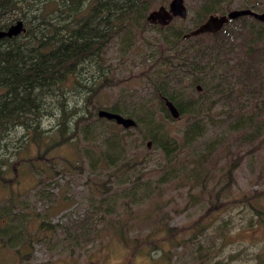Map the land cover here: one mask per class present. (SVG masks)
<instances>
[{
  "label": "rangeland",
  "instance_id": "374dc122",
  "mask_svg": "<svg viewBox=\"0 0 264 264\" xmlns=\"http://www.w3.org/2000/svg\"><path fill=\"white\" fill-rule=\"evenodd\" d=\"M167 1L154 0L147 10ZM250 3L251 0H231L229 5L240 8ZM184 4L185 18L175 17L171 22L192 28L196 0H184ZM141 29L143 32H136L133 37L132 32H121L110 39L103 48L99 68L92 61L84 63L78 83L68 80L62 93L51 97L50 112L41 117L38 127L46 137L34 143L22 135L21 129L9 135L8 149L0 151L4 176L0 179V203L10 198L14 201L16 212L12 222L20 223L21 227L25 223L33 240L27 241L23 248L18 246L19 253L15 251L17 242L11 246L1 242L0 264H251L256 251L263 247L264 223L248 224L250 212L242 203L253 190L264 193V125L256 124L264 118V113L259 110L257 116L247 118L255 111L253 103L262 96V91H234L232 96L236 99L230 100L231 106L223 94H215L211 88L203 90L200 86L196 90L193 85L186 90L176 89V99L195 98L198 94L215 101L207 118L206 133L194 143L197 151L215 136H226L232 143L230 152L220 150L225 155L217 154L210 159L206 179L198 177L196 183L186 180L177 169L181 163L191 161H187V150L167 161L151 142L148 148L143 147L148 139L141 137L144 129L157 125V130L177 137L186 115L169 119L156 110L157 99L149 73L140 74L157 57L153 36L156 32L154 27ZM240 58L244 57L235 51L231 63ZM101 81L105 82L104 86L99 85ZM93 88L95 94L91 96ZM61 97L70 108L67 114L71 124L64 121V127L70 126L66 132L74 128L76 136L54 145L51 138L56 139L59 127L56 100ZM243 98L247 101L238 110L236 104ZM96 103L100 107L118 104L128 109L133 118L145 115L141 107H148L153 126L122 127L95 119L88 111H94ZM260 105L264 108V102ZM79 116L81 121L73 122ZM235 122L245 127L235 130ZM104 127L117 131L123 142L130 144L129 148L125 147V158L116 161V169L99 159V151L105 147ZM244 130L258 136L250 142H240L238 135ZM19 137L22 143L16 141ZM86 149L91 154V163ZM238 152H242L241 157L228 178L229 186L225 188L224 184L215 195L214 190L226 177L227 158ZM131 154L143 160L123 167L122 164L130 162ZM137 171L141 176L135 179ZM109 185L111 189L103 192V186ZM188 188L196 193L195 203L187 199ZM41 221L48 222L53 229L38 231ZM195 223L197 227L205 225L197 234L201 245L196 252L197 240L189 245L188 236ZM121 232L125 233L123 237L128 244L115 237ZM132 246L136 248L133 254ZM206 248L209 249L204 253ZM198 253L202 255L197 256Z\"/></svg>",
  "mask_w": 264,
  "mask_h": 264
},
{
  "label": "trees",
  "instance_id": "16d2710c",
  "mask_svg": "<svg viewBox=\"0 0 264 264\" xmlns=\"http://www.w3.org/2000/svg\"><path fill=\"white\" fill-rule=\"evenodd\" d=\"M153 1L0 0V28L7 27L18 18L22 19L25 27L15 35L0 37V151L5 152L8 149L6 145L11 139L9 135L15 129H21L22 135H27L28 140L34 143L46 137V134L41 135L38 127L41 117L50 112L51 97L61 94L68 80L78 83L79 70L84 63L92 61L99 68L102 63L103 48L114 36L121 32H132L131 37H133L134 33L143 32L141 28L147 26L155 28L156 35L153 36L156 39L155 50L158 52L157 57L145 65V69H142L140 74L146 76L149 73L153 94L157 99L156 110L161 111L165 118L173 119L161 97L166 96L176 106L178 117L186 115V121L177 137L165 130H157V125L144 129L141 137L148 138L147 140L157 146L167 161L174 160L173 155L187 150L189 153L187 161H191L181 163V167L177 170L184 174L185 179L190 182L195 181L196 183L198 177L206 179L210 173L208 167L210 159L217 154H224L219 152L220 150L230 152L232 143L226 136H215L197 151L194 143L206 133L207 118L215 101L205 100L198 94L195 98L188 96L184 99H176L174 93L176 89L186 90L193 85L198 90L196 85L199 83V87L201 86L203 90L211 88L213 93L223 94L232 106L230 100L236 99V96H232L234 91H262V96L253 103L255 111H251L247 118L257 116L259 110L264 113V108L260 105L264 101L259 103L260 99H264V25L254 17L245 14L228 19L215 32H203L183 37V32L191 27L175 26L171 21L161 26L145 19L147 9ZM230 1L196 0L193 26L201 22L209 13H223L226 9H230ZM243 7L262 10L264 0H251L250 4ZM138 24L141 27L137 26ZM145 41L149 45L152 44L149 40ZM237 50L244 58L231 63L232 54ZM102 73L103 67L100 74ZM204 75L210 76L206 78ZM104 78H106L105 75ZM104 84L105 82L101 81L99 85L104 86ZM94 90L95 88L86 91L92 93ZM93 94L95 92L91 96ZM246 101L245 98L241 99V102L238 101L236 108L240 110ZM56 102L59 127L56 130V139L51 138L54 145L63 141L68 142L76 136L74 128L66 132L70 126L64 127V121L71 124L70 116L67 114L70 108L66 105L65 98L61 97ZM99 105V103L93 105L94 111H88V113L95 115V119L118 126L119 124L112 119L97 116L96 109L100 107ZM104 108L132 117L128 109L118 104L113 103ZM141 109L145 115L132 117L135 124L131 127L137 128L140 124L153 126L154 120L149 114L150 108L141 107ZM81 118L82 116H79L73 122H79ZM247 123L251 126L250 121ZM260 123L264 125V118L256 123L257 126ZM244 127L240 126L239 122L233 124L235 130ZM103 131L102 140L105 147L99 151V159L103 160L106 166L110 165L116 169L118 167L116 161L125 158V147L129 148L130 144L127 141L124 143L117 131L107 127H104ZM257 136L255 132L244 130L238 135V139L240 142H250ZM20 140L21 137L16 139L18 143H22ZM144 143L143 147L148 148L146 142ZM25 144L26 140L24 146ZM85 153L91 163V154L87 149ZM241 153L238 152L227 158L226 177L214 190L215 195L224 184H226L225 188L229 186L228 178H230L232 169L237 165ZM2 159L0 157V163ZM129 159L130 162L122 164L123 167L134 166L143 160L142 158L138 160L132 154ZM2 173L0 169L1 180L4 178ZM138 173L139 171L135 179L140 178L141 173ZM160 178L162 179L163 175ZM110 189V185L103 186L102 191L107 192ZM207 195H209V190H207ZM186 196L191 203L196 202V193L191 192L189 188ZM262 198H264V193H258L256 190L244 197L242 203L246 204L250 212L247 218L248 224L251 222L264 223ZM14 207L15 203L11 198L8 202L0 203V243L11 246L17 242L15 251L19 253L18 246L23 248L27 241L33 239L25 223L21 227L20 223L12 222L16 212ZM41 228L53 229L49 227L48 222L43 221L38 224V231ZM204 228V224L197 227L195 223L194 230L188 235L189 245H193L191 242L197 240L194 252L200 249L198 246L201 244L198 245L197 234ZM123 233L116 234L115 237L123 240L124 244H128V240L123 237L125 233ZM185 234L186 232L181 237ZM152 244L155 245V243ZM208 249L206 248L204 253ZM130 250H133L131 251L133 254L136 248L132 246ZM199 255L202 254L198 253L197 256ZM254 259L251 264H264V245L256 251Z\"/></svg>",
  "mask_w": 264,
  "mask_h": 264
},
{
  "label": "water",
  "instance_id": "95a60500",
  "mask_svg": "<svg viewBox=\"0 0 264 264\" xmlns=\"http://www.w3.org/2000/svg\"><path fill=\"white\" fill-rule=\"evenodd\" d=\"M187 13L184 0H168L166 4H158L157 6L149 9L145 14V19L150 23H158L159 25H165L171 21L173 17L185 18ZM250 15L262 22L264 25V9L253 10L249 7L230 8L227 11L220 13H209L206 17L194 27L188 31L183 32L182 36H192L203 32H215L220 29L228 19L235 18L240 15ZM24 23L21 18L15 19L7 27L0 28L1 36H11L24 30ZM199 89V85H196ZM163 103L171 117L177 118L179 113L176 106L166 96H161ZM98 117H104L106 119H112L115 123L122 127H131L135 124V120L127 115L120 114L116 111L106 109L104 107H98L96 109ZM150 140H146V146L149 147Z\"/></svg>",
  "mask_w": 264,
  "mask_h": 264
},
{
  "label": "flooded vegetation",
  "instance_id": "af4514ba",
  "mask_svg": "<svg viewBox=\"0 0 264 264\" xmlns=\"http://www.w3.org/2000/svg\"><path fill=\"white\" fill-rule=\"evenodd\" d=\"M148 11V10H147ZM147 13V12H146Z\"/></svg>",
  "mask_w": 264,
  "mask_h": 264
}]
</instances>
